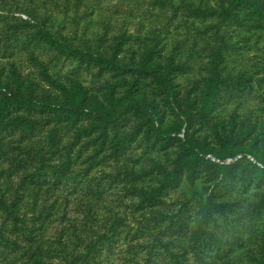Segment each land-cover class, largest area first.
<instances>
[{
	"label": "rangeland",
	"instance_id": "1",
	"mask_svg": "<svg viewBox=\"0 0 264 264\" xmlns=\"http://www.w3.org/2000/svg\"><path fill=\"white\" fill-rule=\"evenodd\" d=\"M0 264H264V0H0Z\"/></svg>",
	"mask_w": 264,
	"mask_h": 264
},
{
	"label": "trees",
	"instance_id": "2",
	"mask_svg": "<svg viewBox=\"0 0 264 264\" xmlns=\"http://www.w3.org/2000/svg\"><path fill=\"white\" fill-rule=\"evenodd\" d=\"M43 38L49 42L52 41L51 36H49L46 33L43 34ZM147 65H148V60L145 61L144 67L141 68V71L143 73H151V72L157 73L156 80H158V82L160 84V81H161L160 80V78H161L160 72H158V71L153 72V70H150ZM5 100H6L7 104H9L10 106L15 105V104H27L30 102L29 99L13 97L11 95H9L7 98H5ZM83 111H84V107L80 104L78 106H75L71 112L73 114L78 115V114L82 113ZM127 111H139V112H145V113H149L151 115H154V110L152 109V107L148 103H145V102H142V101L136 100V99H129L127 101L119 103L114 109L98 115V118L102 121V128L101 129H104L105 125L114 124L116 121H118L120 119L122 114L124 112H127ZM153 133L155 136H160L157 129H155L153 131ZM188 150H190V149H188ZM203 160L206 162H209L212 166H215V167H218L219 169H221V171H222L221 175L223 176V174H225L224 172L229 167H231L235 163H237L239 158H235V156H232V158H216V157L212 156L211 154H203L200 152H196L195 153L196 163L201 162ZM226 161H229V163H227Z\"/></svg>",
	"mask_w": 264,
	"mask_h": 264
}]
</instances>
